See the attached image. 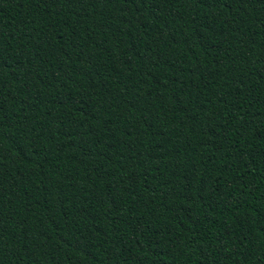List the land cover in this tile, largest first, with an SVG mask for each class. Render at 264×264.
Returning a JSON list of instances; mask_svg holds the SVG:
<instances>
[{
    "label": "trees",
    "instance_id": "1",
    "mask_svg": "<svg viewBox=\"0 0 264 264\" xmlns=\"http://www.w3.org/2000/svg\"><path fill=\"white\" fill-rule=\"evenodd\" d=\"M0 264H264V0H0Z\"/></svg>",
    "mask_w": 264,
    "mask_h": 264
}]
</instances>
